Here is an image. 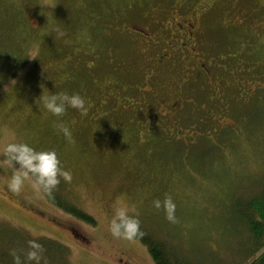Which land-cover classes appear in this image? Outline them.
Listing matches in <instances>:
<instances>
[{"label": "rangeland", "instance_id": "rangeland-1", "mask_svg": "<svg viewBox=\"0 0 264 264\" xmlns=\"http://www.w3.org/2000/svg\"><path fill=\"white\" fill-rule=\"evenodd\" d=\"M173 1L50 0L52 8L42 6L45 0H0V146L7 133L37 151L54 150L72 180L61 178L53 194L95 220L87 224L65 212L29 181L13 193L7 186L13 170L0 167L7 252L18 231L59 241L74 264H155L140 237L111 234L120 198L135 205L143 236L163 238L189 264H243L255 253L246 226L253 214L247 203L264 195V0H215L205 20L204 49L240 65L247 84L233 92L220 120L213 114L221 111L193 109L166 117L164 102L156 101L179 85L178 62L158 66L157 79L145 76L155 54L125 28L163 19V7ZM251 86L256 89L247 92ZM150 87L152 94L139 91ZM61 92L82 96L87 115L70 107L59 118L47 112L40 97ZM189 93L204 103L198 87ZM132 100L149 104L152 118L133 106L123 109ZM58 123L70 129L74 144ZM166 196L176 205L178 223L153 206ZM22 249L25 256L28 246ZM40 264L56 261L42 258Z\"/></svg>", "mask_w": 264, "mask_h": 264}, {"label": "flooded vegetation", "instance_id": "flooded-vegetation-1", "mask_svg": "<svg viewBox=\"0 0 264 264\" xmlns=\"http://www.w3.org/2000/svg\"><path fill=\"white\" fill-rule=\"evenodd\" d=\"M182 1L174 0L175 3L164 6V17L161 20L152 18L146 26L133 23L125 28L136 34L135 37H138L136 43L141 49L143 47L144 51H153L155 54L151 73L145 76L157 79L153 73L158 66L166 62H178L180 77L174 84L179 85L175 86L176 89L170 90L165 99L156 101L164 102L162 107L166 109V117L176 119L182 111L193 109L205 110L210 114L221 111L219 115L213 114L220 120L222 115H226L224 113L226 105L234 97L233 92L241 93L247 85L244 71L240 65L232 61L229 64L226 59L209 55L204 49L203 43L207 45L204 36L205 20L211 15L215 0H197L194 4L188 5L189 2L195 1L189 0L186 6L181 7L179 5ZM175 5L179 7L176 8ZM196 87L203 92V104H196L191 98L189 90ZM255 89L253 86L251 89L246 88L247 92ZM139 91L152 94V87ZM131 103L132 105H126L123 109L129 111L133 106L142 112V118L145 120L152 118L149 104H136L133 100Z\"/></svg>", "mask_w": 264, "mask_h": 264}, {"label": "clouds", "instance_id": "clouds-1", "mask_svg": "<svg viewBox=\"0 0 264 264\" xmlns=\"http://www.w3.org/2000/svg\"><path fill=\"white\" fill-rule=\"evenodd\" d=\"M42 6H50L55 8L56 5L50 3V0H45ZM36 59V56L28 57ZM15 84V81H12ZM40 99L43 102L47 112L55 117H62L66 114L67 109L73 108L80 111L81 115H87L88 107L85 99L79 94L69 95L66 92L52 95H42ZM57 130L65 136L69 143L74 144L70 129L63 123L55 125ZM0 167H7L13 170L10 181L7 186L13 193H20L25 181H29L31 186L37 191H44L49 196L59 186L61 178L70 183L72 175L61 166V161L54 150L37 151L35 148L25 142L15 140L14 134L11 139L0 146ZM118 206L115 209V214L110 221L109 230L116 238H124L132 240L137 237H142L144 233L140 230L139 213L135 205L129 207L118 198ZM153 206L156 209L163 208L166 219L171 223H178L175 216L176 205L171 196H166L161 202L160 200L153 201ZM130 213H132L130 215ZM29 250L25 254L26 262H35L40 264L44 247L37 239L28 241ZM14 264H24L21 261L20 255L12 252ZM69 264H74L73 258L69 257Z\"/></svg>", "mask_w": 264, "mask_h": 264}, {"label": "trees", "instance_id": "trees-1", "mask_svg": "<svg viewBox=\"0 0 264 264\" xmlns=\"http://www.w3.org/2000/svg\"><path fill=\"white\" fill-rule=\"evenodd\" d=\"M47 196L50 201L56 203V205L62 208L65 212L67 211L73 214L74 217L82 221H86L87 224L95 223L94 217L92 215L88 214L81 208H78L69 201H65L53 193L51 196L48 194ZM247 207L252 209L253 212V214L247 219L248 223L246 228L249 231L248 234L250 235L252 242L254 243L255 253L252 254L251 259L246 254L243 259L247 257L248 259L243 264H264V195L250 199V201L247 203ZM14 233L15 235L13 234L10 237L15 241L14 248L12 251L7 252L5 246L2 245L7 239V236L6 233L3 234L0 231V244L4 250L0 252V264H14V260L12 263L9 260V255H11L12 252L21 253L20 258L23 262L25 260V256H23L24 251L22 248L27 247L28 241L31 239H37L38 242L43 245L44 252L42 254V258L46 259L48 263H51L53 260V262L56 261V264H69V249L59 241L48 239L46 237L31 238L28 236L29 234H20L18 231H14ZM145 234L147 235L140 238L149 249L155 264H189L183 257L184 255L170 247V245L163 238L161 239L148 232ZM28 250L29 248L26 249L25 252ZM243 259L241 260V263Z\"/></svg>", "mask_w": 264, "mask_h": 264}]
</instances>
